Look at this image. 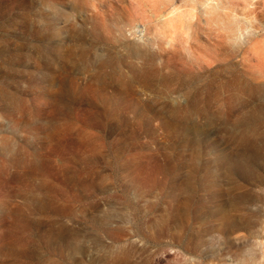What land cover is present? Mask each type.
Returning a JSON list of instances; mask_svg holds the SVG:
<instances>
[{"label": "rangeland", "instance_id": "374dc122", "mask_svg": "<svg viewBox=\"0 0 264 264\" xmlns=\"http://www.w3.org/2000/svg\"><path fill=\"white\" fill-rule=\"evenodd\" d=\"M0 264H264V0H0Z\"/></svg>", "mask_w": 264, "mask_h": 264}]
</instances>
